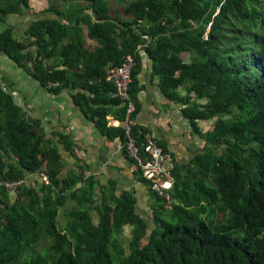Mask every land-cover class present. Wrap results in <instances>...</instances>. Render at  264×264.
I'll return each mask as SVG.
<instances>
[{
	"label": "trees",
	"instance_id": "1",
	"mask_svg": "<svg viewBox=\"0 0 264 264\" xmlns=\"http://www.w3.org/2000/svg\"><path fill=\"white\" fill-rule=\"evenodd\" d=\"M74 1L42 10L51 19L31 22L29 44L9 30L0 32V52L51 94L75 77L78 87L96 96L92 105L102 104L90 109L81 97L83 114L107 133L106 102L124 117L119 98L99 97L103 87L113 93L105 84L107 71L131 55V89L137 48L143 46L163 98L182 107L202 146L188 163H173V186L165 196L135 168L152 195L147 227L131 193L115 195L110 184L99 199L94 177H60L58 147L35 132L0 91V178L20 182L13 201L0 186V264H264V0H130L116 10L123 17L106 0ZM27 9L28 0H0V22ZM84 32L94 49L85 48ZM51 56L59 63L45 69L42 62ZM207 120L209 128L200 130L197 123ZM136 129L129 124L136 142L144 141ZM117 135L125 139L124 131ZM38 172L47 177L40 188L27 179ZM68 201L77 208L61 212ZM124 227H130L127 240L121 237Z\"/></svg>",
	"mask_w": 264,
	"mask_h": 264
},
{
	"label": "crops",
	"instance_id": "2",
	"mask_svg": "<svg viewBox=\"0 0 264 264\" xmlns=\"http://www.w3.org/2000/svg\"><path fill=\"white\" fill-rule=\"evenodd\" d=\"M25 11L9 15L0 22V32L9 30L13 38L21 44L25 43L26 29L35 20L30 8ZM88 13L91 14L90 11ZM125 17L128 19L127 16ZM28 23L29 25H27ZM83 43L89 50L97 46L94 41L85 36V32L83 33ZM137 55L139 68L135 76V86H131L133 99L129 96L131 89L129 86L127 88V95L133 106L130 124L137 128V135L142 132L143 139L147 135L156 140L173 163L178 166L184 165L192 158L193 153L200 150L202 139L192 132L189 122L182 117V107L163 98L159 87L160 81L153 74L151 61L147 59L143 47L137 48ZM124 57L125 55L120 60L122 61ZM181 57L184 63L189 61L187 53H183ZM58 63L56 56H51L46 63L42 62L45 69L58 65ZM53 70L56 72L69 71L63 67H56ZM75 71L77 70L69 72ZM67 82V88L61 89L58 94H51L48 91V86H42L27 71L9 59L8 55L0 52V91L11 97L14 106L30 122L35 132L58 147L61 159L60 177L65 178L71 173H81L83 179L89 176L94 177L97 182L96 191L99 199L101 188L110 184L115 195L120 192L131 193L135 199V212L142 216L147 227H151L153 221L152 211L149 207L152 205V195L149 193L146 183L137 178L138 169H135L133 162L122 151L125 139H121L117 135V130L125 131V113L123 119L120 118L116 113L117 106L114 107L112 103L106 102L108 105L107 128L111 130L107 133L99 131L95 123L89 120L81 109V107H85L81 97L86 99L89 105H92V100H95L96 96L90 91L78 87L80 84L76 83L80 82L75 77L68 76ZM105 84H108L113 93L108 91V87H103L99 97L109 101L116 95L112 86L106 81ZM50 87L55 86L51 85ZM106 89L107 91H105ZM177 91L180 96L183 95V89L178 88ZM119 102L121 104V101ZM96 105L102 106L98 102L93 104L90 109H97ZM86 109H89V106ZM210 124V120L199 121L197 126L200 130L205 131ZM65 136L69 139V144L63 138ZM45 146V142L42 141L40 147L44 148ZM10 156V152L4 155L6 160H10ZM27 179L31 185L37 188H40L42 182L47 183V177L40 172L28 174ZM9 191L10 199L13 201L15 195L13 190ZM75 208H77L75 203L68 201L61 212ZM91 215L96 224L97 214L91 212ZM127 228L130 229V227Z\"/></svg>",
	"mask_w": 264,
	"mask_h": 264
},
{
	"label": "built area",
	"instance_id": "3",
	"mask_svg": "<svg viewBox=\"0 0 264 264\" xmlns=\"http://www.w3.org/2000/svg\"><path fill=\"white\" fill-rule=\"evenodd\" d=\"M133 68L134 62L131 56H126L119 67L108 70L105 81L112 86L116 97L119 98L125 110L124 147L127 156L134 161L140 175L152 183L151 189L159 195L165 196V192L173 186L172 162L169 161L162 148L152 138L146 135L144 141L136 142L129 132V116L133 113V107L127 95V88ZM53 86L57 87V85ZM19 184V181H4L0 178V186L7 190H13Z\"/></svg>",
	"mask_w": 264,
	"mask_h": 264
},
{
	"label": "rangeland",
	"instance_id": "4",
	"mask_svg": "<svg viewBox=\"0 0 264 264\" xmlns=\"http://www.w3.org/2000/svg\"><path fill=\"white\" fill-rule=\"evenodd\" d=\"M130 0H106V2L109 4V6L114 10V11H116L117 9H118V11H119V9L122 7H124L125 6V4L127 3V2H129ZM28 2H29V8L32 10V15H33V18H35V19H39L40 21H42V22H48L50 19H51V17L50 16H46V15H44V14H40V13H42V10H44L45 8H47L48 7V5H52L53 7H57V8H62L63 6H65V4H63V3H67V4H70V2H75L74 0H28ZM63 2V3H62ZM78 5V4H77ZM66 7H68V6H66ZM74 10H77V7L74 9ZM27 11V10H26ZM25 11V12H26ZM117 12V11H116ZM117 14H119L120 16H124V15H122L121 13H118L117 12ZM53 18V17H52ZM27 25H29V23L27 24ZM30 27V26H29ZM29 27L26 29V33H27V31L29 30ZM208 29V25H207V27H206V30ZM146 38V37H145ZM30 41H32V39H28L27 40V37H26V35H25V43L24 44H29V43H31ZM224 43H227L228 42V40H224L223 41ZM219 45H222L221 43H218ZM140 47H143V46H140ZM127 55H125V57H126ZM131 59H132V56H131ZM133 60V59H132ZM210 122H212V120H210ZM124 130H126V128L124 129ZM125 132V131H124ZM124 135H125V133H124ZM96 218V217H95ZM59 221L60 222H62L63 221V218L62 217H60L59 218ZM124 230H123V232H122V235H121V237L123 238V239H125L126 238V240L129 238L128 237V228L127 227H124L123 228ZM46 246H47V244H46ZM123 248L124 249H126V252H127V243H125L124 245H123ZM37 251L39 252L40 251V247H38L37 248Z\"/></svg>",
	"mask_w": 264,
	"mask_h": 264
},
{
	"label": "clouds",
	"instance_id": "5",
	"mask_svg": "<svg viewBox=\"0 0 264 264\" xmlns=\"http://www.w3.org/2000/svg\"><path fill=\"white\" fill-rule=\"evenodd\" d=\"M132 59H133V57H132ZM122 104V103H121ZM122 106V105H121ZM133 107V106H132ZM123 108V107H122ZM124 113H125V110H124ZM133 114V113H132ZM129 124H130V122H129ZM126 128V127H125ZM156 143H157V141L156 140H154ZM157 145H159L158 143H157ZM160 146V145H159ZM161 147V146H160ZM162 148V147H161ZM165 155H166V153H165ZM167 156V155H166ZM168 157V156H167ZM169 159V158H168ZM169 161H171L170 159H169ZM172 162V161H171ZM172 164H173V162H172Z\"/></svg>",
	"mask_w": 264,
	"mask_h": 264
},
{
	"label": "bare ground",
	"instance_id": "6",
	"mask_svg": "<svg viewBox=\"0 0 264 264\" xmlns=\"http://www.w3.org/2000/svg\"><path fill=\"white\" fill-rule=\"evenodd\" d=\"M127 56H130V55H127Z\"/></svg>",
	"mask_w": 264,
	"mask_h": 264
}]
</instances>
